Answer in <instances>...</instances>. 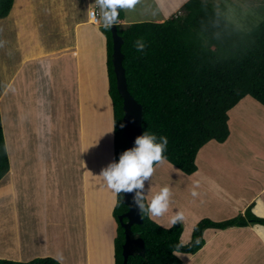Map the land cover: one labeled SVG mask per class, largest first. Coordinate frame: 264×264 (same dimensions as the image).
<instances>
[{
	"label": "rangeland",
	"instance_id": "1",
	"mask_svg": "<svg viewBox=\"0 0 264 264\" xmlns=\"http://www.w3.org/2000/svg\"><path fill=\"white\" fill-rule=\"evenodd\" d=\"M15 1L17 2V0ZM153 1H156V4L160 5L169 2V0ZM183 1L184 0H172L171 4L178 7V5ZM204 1L212 3V5L217 8L218 11H222L227 17L232 18L233 22L236 23L239 28L243 29L247 28V24L244 21L248 13L247 11H249V4L254 6L258 0ZM76 5L78 6L77 11L79 12L78 13L75 11L79 18V42L77 43V54L65 57L64 59H54L42 65H29L26 69H24L22 75H24V79H29L26 84L29 91L27 96L28 99L24 105L19 102H17V104L14 102L13 104L11 98H8L7 100V97L2 95L4 86L9 79V75L15 70L14 64H16L15 61L18 60L19 54H22L20 55L21 57H26L21 51H19V54L12 52L10 43L8 42L12 41L14 43L18 42V44H20L19 41H23L20 37L22 34L16 31V27L12 30L13 32H16V36H13V33H11L9 30V26L12 24L11 12L14 10L16 11V9H18L17 6H14L13 4L9 15L4 19H0V115L2 129L5 132L6 123L9 116L14 117V121L20 119L22 122L28 113L33 116L40 114L43 115L44 118L49 119L45 122L49 130L46 132V134L42 133V131L37 133V129H34L33 127L37 134L35 136L32 135V142H30L29 137L28 140H25L23 131L18 132V136L15 135L16 130H13V134L10 133L11 136L9 140L15 138L16 144L11 141L12 146L7 147V154L9 157V162H12L15 166H17V171L15 169L14 172H12L13 178L11 175H6L0 181V259L28 261L34 257H37L34 256L32 258H28L33 254L38 255L37 250L30 251L29 249V246L31 245V239L33 238L38 245L41 243L45 247L47 253L51 251L56 252L59 250L60 252L63 251L68 253L70 256L74 255L76 257L79 252H81V250H84L82 240L77 242L76 245L72 246V248L68 250H60L55 247L57 246L56 240L52 241L54 246H45L41 241H39V239L34 237V234H36L35 229L37 223L38 207L43 201L45 202V205L42 216H48L46 211L49 208H52L55 213V217L52 219V222H54L58 221L59 219H63L61 216L67 213L69 204L71 203L69 200L71 192L73 193V198L76 200L79 197L78 179L73 175L77 173L78 169L80 170V182H82V180L83 182L86 180L87 184L89 185V203L91 205L94 204L96 215L104 216L103 219L105 220V223L100 226V229L102 226L105 227V224L108 221L110 223L111 230H113V239L115 221L113 220V217L109 211V207L111 204L115 203L114 201H116V194H114L112 190L106 186V183L100 177L102 169L106 168L110 163L113 162L112 151L109 152V149L112 145L111 105H102L104 100L103 96H106L105 92L107 82L106 79L102 77L104 76L105 71L103 62L104 59L102 60L101 56L104 48V41L101 39V32L99 30V28L104 25L101 18L102 9L99 6L94 8V10H96L99 14V23L93 26L91 23H84V21H86L88 18V11L90 7H94L92 1L77 0ZM182 6L178 7V9H175L174 14L170 17L176 15L182 16L183 13L180 11ZM137 10V7H133L131 9L122 8V13L124 16L122 24L128 25L146 21L161 23L162 21L170 18L168 16H164L163 11H161V15L164 16V18L161 20L159 18L157 9L156 12H139ZM90 39H92V43H90ZM9 57L14 58V62L12 61L13 58L11 59L13 64L10 63ZM3 67L5 68L6 72H4L2 69ZM31 78L38 79V82L31 80ZM93 93L95 96H98L101 99L98 101V103L92 102L90 100V97L93 95ZM100 93L102 96H100ZM76 99L81 101V103L75 104ZM20 100H22L21 96L19 97V101ZM78 105H82L81 108H78ZM82 113L87 115L88 128L90 132L97 134V137L102 139L98 148V155L95 154L91 159H87L85 157V154L89 152V148L87 145H85L87 134H83V137L80 135V121L72 124V118L76 120V117L78 118V114L79 117L82 118ZM52 114L59 116L57 122L52 121ZM228 117L230 119L228 122L229 128L231 127L233 130V139H235L238 134L241 133L249 136L253 140V142H250L251 144L249 147L254 148L253 152H257L258 157H264V108L253 100L246 98L239 102L238 105L228 113ZM233 120L236 121L234 122ZM34 122L35 120L30 123L28 122V124L35 125ZM20 125L21 122H19V126ZM26 125L27 123L25 126ZM52 125L54 126L53 128L51 127ZM238 125L242 126L245 130L239 129ZM28 129H31V127L29 126ZM58 132L64 134L66 133L68 136L64 140L57 136ZM110 133L111 140L109 137ZM47 137H52L54 142L62 140L64 142L61 145H57L55 142L54 147L53 144L47 142ZM35 142L42 144L43 148L46 147L45 157L49 156V152H55L57 149L55 153L57 154L56 165L59 167V174L54 176L49 174L47 170H50V167L48 165L46 170L43 169V175H40V178H37L36 181L34 180L31 187V183L26 182L29 180L28 177L26 176L23 178L21 175L22 166L20 164L29 160L31 156H33L30 153H26V150L30 143ZM260 145L263 147L258 148L257 146ZM226 146L227 143L220 145L219 143L213 141L208 142L199 150V154L197 153L198 156L195 158V163L199 168V173L196 175V178L203 179L202 181H204V183H208V186L209 182H212V192L216 194L217 188V192L222 194L221 199L229 207L228 209L227 206H224L223 209L220 210L221 215L212 212L217 211L218 208L212 209V203L210 202L196 200L195 203L192 201L188 203L189 199H191V194L188 193V186L186 182L179 179L180 176H175L171 173V170L173 171L174 167L167 161L165 162V160H163V162L156 164V166L160 164L158 167L154 166L156 169H154L153 175L150 178L152 179L154 187L150 184V182L147 184V191L150 198L147 199L145 196L146 203L151 201L152 197L163 187H168L170 189L171 197L168 212L159 217L153 216V218H151V215L149 214V218L155 223H157L154 220L155 218L163 220L166 219L167 222V220H172V217L177 211H182L184 213L185 219L181 222L182 234L180 242L181 240H185L188 236L190 241L193 227L201 220V217L203 216L205 217L202 219H209L211 221L219 222L229 220L238 214H243L247 207H245V205L250 197V193H255V191L259 190L262 185V182L256 178V173H260V169L255 167L257 165L259 166L260 163L256 162H259L260 160L255 157L253 160L252 158L246 159L243 157V155L238 153V148H236V146L233 147L232 151H229ZM223 147L225 148L222 149ZM52 152L51 157L54 156ZM100 152L101 154H99ZM210 152L211 154H209ZM208 154L209 156H207ZM232 154L233 157H231ZM33 161L34 160L28 162L32 163ZM261 161H264V159L262 158ZM212 162H214V164ZM262 163L264 164V162ZM262 165L260 166L262 167ZM97 167L100 168L98 172L94 170ZM174 169L177 170L176 168ZM178 171L179 170H177V172ZM67 172L71 173L70 177L67 175ZM15 174H17V176ZM98 177H100V182L102 185L98 182L96 183V178ZM53 182L55 185L54 191H52ZM12 190L14 192L13 194ZM52 192L55 195H62L60 199H57L56 204L51 203ZM12 195L14 196L13 206L12 199L10 200ZM231 198H233V200ZM254 201L255 200H252L251 203ZM257 201L258 203L261 201L264 204V193L257 198ZM231 209H233V217L228 215ZM189 211L190 214L186 215L185 213ZM253 212L257 217L264 218L262 217L264 216L263 207L262 209L258 207ZM13 213H15L14 221L19 220L21 227V237L27 234L24 241L22 238L21 241H18L20 244L19 248L22 246V253L19 254V256L17 254H9L13 251V247L12 251L7 249V245L12 246V243H10L9 239V232L14 226ZM65 217L67 218V216ZM159 221L162 222L161 220ZM67 223L69 222L65 220V226H69ZM157 224L163 228H169L172 225L163 226L159 223ZM241 228L243 227H238L239 230H241ZM55 231L58 230L56 229ZM105 231L108 233L110 229L105 228ZM256 232L264 238L263 228L260 229L256 227ZM89 233L90 231L88 234L86 232L85 235H89ZM109 237L110 235L107 237L105 236V238L98 241L99 244H97L100 258L101 253L104 255L102 258V264H113V244L112 239ZM203 239L205 240V237H203ZM233 240L240 241L241 239L233 237ZM91 241L94 242L92 236ZM244 243H246V240L245 242L238 245H242ZM246 250L247 249L245 247H241L240 249L236 248L235 252L233 253V264H244L246 259ZM28 252L32 253L27 254ZM189 256L190 255H183L181 258L182 261L185 262ZM220 256L221 257L219 259H222L223 255ZM260 256L262 257L261 253ZM235 257L236 259L234 261ZM216 262L221 264L220 261ZM82 264H85L83 260ZM88 264L91 263L88 261ZM189 264H199V261L194 260Z\"/></svg>",
	"mask_w": 264,
	"mask_h": 264
},
{
	"label": "trees",
	"instance_id": "2",
	"mask_svg": "<svg viewBox=\"0 0 264 264\" xmlns=\"http://www.w3.org/2000/svg\"><path fill=\"white\" fill-rule=\"evenodd\" d=\"M14 0H0V19L6 18ZM244 10V9H243ZM246 10V9H245ZM247 28L204 0H188L180 9L182 16L158 22L123 25L122 8L117 18V33L123 39L122 66L129 94L143 107L142 132L167 137L163 160L184 175L197 171L195 158L210 141L224 143L229 136L228 113L249 98L264 108V0L249 4ZM105 38L106 86L111 105L113 162H118L127 142L122 136V99L116 90L112 69L110 27L99 28ZM143 39L138 51L135 42ZM159 163V162H157ZM154 163L153 167L157 164ZM9 172V162L0 115V181ZM116 194L112 207L115 221L113 264H122L124 230L118 220L127 211ZM145 205L147 206L146 201ZM252 202L243 214L225 220L201 219L192 230L189 243L182 245L181 222L163 228L148 212L141 213L142 224L132 230L143 242V255L128 257L127 264H183L173 255H194L204 245L203 232L231 227L264 226ZM125 221V220H124ZM199 241V243H197ZM0 264H62L52 257L28 261L0 259Z\"/></svg>",
	"mask_w": 264,
	"mask_h": 264
},
{
	"label": "crops",
	"instance_id": "3",
	"mask_svg": "<svg viewBox=\"0 0 264 264\" xmlns=\"http://www.w3.org/2000/svg\"><path fill=\"white\" fill-rule=\"evenodd\" d=\"M76 1L77 0H17L16 2L14 0L13 4L14 6H17L18 9H16V11L14 10L11 12L12 24H10L9 30L11 31V33H13V36H16V32L12 31L16 27V31L22 34L20 37L23 41L18 40L20 44H18V42L15 43L12 41H8V42L10 43L12 52H15V54L16 53L19 54V51H21L26 57H21L20 55L22 54H19L17 61H15L13 57H9L10 63H12L11 59L13 58L12 61L16 62V64L14 65L17 67L14 66L15 70L9 75V79L4 86L2 95H5L7 97V100L8 98H11L13 104L14 102L16 104L17 102H19L24 105V103H26V100L28 99L27 96L29 91L26 84L29 79H24V75L22 74L24 69H26L29 65H42L54 59H64L65 57L72 56L73 54H77V50H78L77 43L79 42L78 39L79 18L76 13L78 12L77 11L78 6L76 5ZM91 1L94 7H90L89 11L94 10V8L98 6L96 0H91ZM186 1L187 0H184L182 3L178 5V7L182 6ZM171 2L172 0H169V2H167L168 4L163 3L162 5H160V4H156V1L153 0L152 2L151 0H147V1L139 0V2L134 7H137L138 9L137 11L139 12H148V11L156 12L157 9L159 18L162 20L164 16L170 17L171 15L174 14L175 9H178V7H176V5H172ZM89 11H88V18L86 19V21H84V23L87 22L92 24L93 21H91V19L89 18ZM161 11H163L164 16L161 15L160 13ZM94 25L96 24H93V26ZM101 39L104 41V48L101 56H102V60L104 59L103 62L105 66L106 47H105V39L103 38L102 34H101ZM90 43H92V39H90ZM19 46L23 50H21ZM2 69L4 70V72H6L4 67ZM102 77L106 79V69L104 71V76ZM31 80H35L36 82H38L37 81L38 79L31 78ZM105 94L106 96H103L104 97L103 102L105 103L102 102V105L105 104L110 105V100L107 95V86H106ZM20 96L22 97V100L19 101ZM100 96H102L101 93ZM90 100L92 102L98 103V101H100L101 99L98 96H95V94L93 93V95L90 97ZM79 103H81V101H78L76 99L75 104H79ZM78 106H79L78 108H81L82 105H78ZM52 115H53L52 121L57 122L59 116H57L56 114H52ZM23 120H24L23 122L20 119L14 121V117L12 116H9V118L7 119L6 130L5 132L3 131L4 139L6 138L5 139L6 149L8 146L9 147L12 146L11 141L16 144L15 138L9 140L11 136L10 133L12 134L14 133L13 130H16V134H15L16 136H18V132L23 131L25 140H28L29 137L30 142L33 141V139H31L32 135L35 136L37 133H39V131L40 132L42 131V133L45 134L47 131H49L45 124V122L48 121L49 119L44 118L43 115L37 114L33 116L28 113L26 118H24ZM34 120H35L34 122L35 125L28 124V122L30 123L33 122ZM78 121H80L79 129H80L81 137H83V134L84 135L87 134V140L85 142V145H87V147L89 148V152L85 154V157L87 159H91L95 154L98 155V148L99 145L101 144L102 139L98 138L97 134L90 132L88 128L87 115L82 113V118L79 117V114H78V118L76 117V120L72 118V124L77 123ZM233 121L235 122L236 120ZM19 122H21L20 126H19ZM26 123L27 125L25 126ZM29 126L31 127V129H28ZM33 127L34 129H37L36 131L37 133L34 131ZM51 127L53 128L54 126L52 125ZM238 128L241 130L244 129L240 125H238ZM63 134L64 133L58 132L57 136L65 140L68 134L66 133L64 135ZM109 137L111 140V133L109 134ZM47 142L53 144V146L55 147L54 145L55 142L57 145H61L64 141L62 140V141L54 142L52 140V137H47ZM250 142H253V140L249 136L244 135L242 133L238 134V136L235 139H233V130L230 127L229 136L227 140L224 143H222V145L227 143L226 148L229 151H232L233 147L236 146V148H238L237 149L238 153L240 155H243L244 158L246 159L252 158L253 160L255 157L258 160H260L259 162H256V163H260L259 164L260 166L263 164L262 162H264L261 161L262 158L264 159V157L261 155L260 156L262 158L258 157V153L256 152L257 153L256 154L255 152H253L254 148L249 147V145L251 144ZM27 147L28 148L26 150V153H30L33 156H31L29 160L25 161L20 165L22 166L21 175L23 178H25L26 176L28 177L29 180H27L26 182L31 183V187L33 181L34 180L36 181L37 178L38 179L40 178L39 177L40 175H43L44 173L43 169L46 170V168H48V165L50 167V170H47L49 174L53 176L59 174L58 172L59 167L56 165L57 154L55 153L57 149L55 150V152L51 151L54 155L53 157H51V152H49V156L45 157L46 147L43 148L42 144L35 142V143H30ZM257 147L261 148L263 146L260 145ZM224 148L225 147H223L222 149ZM111 151L113 152V145H111V148L109 149V152ZM99 154H101V152ZM209 154H211V152ZM209 154L207 156H209ZM231 157H233V154ZM112 159H113V153H112ZM31 160L34 161L32 163H29L28 161ZM8 162H9V157H8ZM212 163L214 164V162ZM159 165L157 166L155 165V166L158 167ZM14 166L15 165L12 162L11 163L9 162V172L7 175L8 176L11 175L12 178H13L12 172H14L15 169L17 171V166H15V168ZM259 166L258 165L255 166L258 169H260V173H256L257 175L256 178H258L262 182V185L259 188V190L255 191V193H250V197L245 205V207L249 206L251 204V201L255 200L254 207L252 209L253 211L256 210L258 207H260L261 209L262 207L264 208V204L261 201L259 203L257 201V198L264 193V164L262 165V167ZM156 167L154 169H156ZM94 170L98 172L100 168L97 167ZM79 172L80 170L78 169L77 173L73 174L78 179L77 181L79 183V197L77 198L78 202L75 198H73V193L71 192V195L69 197L71 203L69 204V209L67 213L62 215L60 211L62 215L61 217L63 219H59L58 221L52 222V219L55 217V213L52 208H49L46 211V214L48 216L46 217L42 216V214L44 213V205H45V202L43 201L38 207L37 223L35 229L36 234L37 233H41V234H37V235L34 234V237L39 239V241H41L45 246H54L52 241L56 240L57 246L55 247L60 250H68L72 248V246L76 245L77 242L82 240V243L84 245L83 247L84 250L83 251L81 250V252H79V254L76 257L74 255L70 256L68 253L63 251L60 252L59 250L56 252L51 251L47 253L45 247L41 243H39L40 245H38L37 242H35V239L33 238L31 239V243H30L31 245L29 246V249L30 251L37 250L38 255L33 254L28 258H32L34 256L52 257L60 261L62 264H82V260L83 262H85V264H88V261L91 264H102V258L104 255L103 253H101V258H100L97 244H99L98 241L104 239L105 236L107 237L110 235L109 238L112 239L113 230H111L110 223L108 221L106 222L105 227L102 226V228L100 229V226L105 223V220L103 219L104 216L96 215L94 210V204L91 205L89 203V185L87 184L86 180L84 182L83 180L82 182H80ZM171 173L174 174L175 176H180L179 179L186 182L188 186V193L191 194L190 195L191 199H189L188 203L191 201L195 203L196 200L210 202L212 203V209L218 208L217 211H212V212L218 213L220 215H221L220 210H222L224 206L228 207V205L224 203L223 200L221 199L222 194L220 192H217V188H216V194L212 192L213 190L211 188L212 182H209V186H208V183H204V181H202L203 179L196 178V175L199 173L198 167H197V171L190 176L184 175L180 171L177 172V170H175L174 168L173 171L171 170ZM15 175L17 176V174ZM67 175L70 177L71 173L67 172ZM97 182L102 185V183L100 182V177L96 178V183ZM149 182L154 187L152 179H150L148 182L145 181L144 194L147 199L150 198L149 193L147 191V184ZM54 188L55 185L53 182L52 191H54ZM193 190H195L198 193L197 196L192 195ZM13 193L14 192L12 190V194ZM51 196H52L51 203L53 204H56L57 199H60L62 197V195L61 196L55 195L53 192ZM11 199L13 206V201H14L13 195L10 198V200ZM231 199L233 200V198ZM113 204H111L109 207L110 208L109 211L111 215H112ZM185 214L186 215L190 214V211ZM228 215L233 217V209L230 210ZM65 216H67V218ZM204 217L205 216L201 217V219ZM151 218H153L152 215ZM14 219H15V213H13L14 226L12 230L9 232V239H10V243H12V246L7 245L8 246L7 249L12 251V247H13V251L11 253L9 252L8 253L11 255L17 254L19 256V254L22 253V246H20L19 248L20 244L18 243V241H21V238L24 241L27 234L21 237V227L19 220L14 221ZM65 220L69 222L67 223L69 226H65ZM154 220L163 226L164 225L170 226L172 224V220H167V222L166 219L163 220V219L155 218ZM159 220H161L162 222H160ZM256 226L259 225L243 227L241 228V230H239L236 227L233 228L231 227L221 231H216L212 229L205 230L203 232L204 234L203 237H205L204 245L197 253H195L194 255H190L189 258L187 257L186 261L185 262L183 261V264H189L194 260H198L199 264H218V262L216 261H220L221 264H233V253L235 252L236 248L240 249L241 247H245L247 249L246 259L244 261V264H264V238L256 232ZM105 228L110 229V231L107 233L105 231ZM56 229L58 231H55ZM89 231L90 233L89 235H87ZM86 232L87 234L85 235ZM91 236L93 237L94 242L91 241ZM233 237L241 240L240 241L233 240ZM245 240L246 243L242 245H238L245 242ZM181 242L182 245H186L187 243H189V236L185 240H181ZM31 253L32 252H28L27 254H31ZM260 253L262 254V257L260 256ZM182 255H187V254H182ZM220 255H223L222 259H219L221 257ZM61 256L62 259L60 258ZM236 257L234 258V261ZM112 260H113V254H112Z\"/></svg>",
	"mask_w": 264,
	"mask_h": 264
},
{
	"label": "clouds",
	"instance_id": "4",
	"mask_svg": "<svg viewBox=\"0 0 264 264\" xmlns=\"http://www.w3.org/2000/svg\"><path fill=\"white\" fill-rule=\"evenodd\" d=\"M139 0H96L98 6L102 9V21L105 28L117 25L118 8H133ZM96 22L99 23V14L95 10ZM122 24V22H121ZM138 51H143L145 43L143 39L135 42ZM155 134H149L145 131L141 136L135 139V146L125 150L119 157L118 162L110 163L106 168L102 169L100 177L106 183V186L112 190L114 194L135 193L133 203L137 206L141 213L148 212L152 216H162L169 210L171 192L168 187H163L156 193L150 202L145 205L144 184L149 181L154 172V163L163 162V152L166 149L167 137H159L157 142ZM193 196L198 193L193 190ZM185 219L182 211H177L172 217V223L182 222ZM264 228V226H256ZM199 243V241H197ZM179 248V246H178ZM177 250L173 251V255L182 258L183 255ZM62 259V256L60 257Z\"/></svg>",
	"mask_w": 264,
	"mask_h": 264
},
{
	"label": "water",
	"instance_id": "5",
	"mask_svg": "<svg viewBox=\"0 0 264 264\" xmlns=\"http://www.w3.org/2000/svg\"><path fill=\"white\" fill-rule=\"evenodd\" d=\"M117 11L119 16V8L117 9ZM110 33L112 40V69L116 80V90L118 95L122 99V136L127 142L125 150H128L135 146V139L143 134V107L138 104L137 101L133 99V97L128 92L125 70L122 66L124 55L121 52V46L123 44V39L117 33L116 24L110 27ZM134 195V192L123 193V197L121 200L122 204L127 207V211L118 218L121 227L124 230V243L122 245V264H127L128 257L135 255L141 256L145 251L143 240L140 237H137L132 231V226L142 224L140 211L133 203Z\"/></svg>",
	"mask_w": 264,
	"mask_h": 264
},
{
	"label": "built area",
	"instance_id": "6",
	"mask_svg": "<svg viewBox=\"0 0 264 264\" xmlns=\"http://www.w3.org/2000/svg\"><path fill=\"white\" fill-rule=\"evenodd\" d=\"M96 16H97V14L95 12H93V11L89 13V17L91 19H93L94 22H96Z\"/></svg>",
	"mask_w": 264,
	"mask_h": 264
},
{
	"label": "bare ground",
	"instance_id": "7",
	"mask_svg": "<svg viewBox=\"0 0 264 264\" xmlns=\"http://www.w3.org/2000/svg\"><path fill=\"white\" fill-rule=\"evenodd\" d=\"M133 231V230H132ZM134 232V231H133ZM134 234H135V232H134ZM136 235V234H135ZM137 236V235H136ZM137 237H139V236H137Z\"/></svg>",
	"mask_w": 264,
	"mask_h": 264
}]
</instances>
